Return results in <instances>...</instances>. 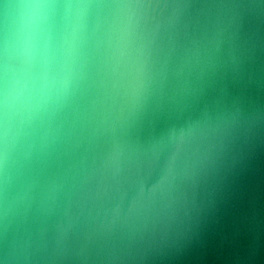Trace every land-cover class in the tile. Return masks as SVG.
<instances>
[{"label":"clouds","instance_id":"1","mask_svg":"<svg viewBox=\"0 0 264 264\" xmlns=\"http://www.w3.org/2000/svg\"><path fill=\"white\" fill-rule=\"evenodd\" d=\"M264 0H0V264L162 240L264 144Z\"/></svg>","mask_w":264,"mask_h":264},{"label":"water","instance_id":"2","mask_svg":"<svg viewBox=\"0 0 264 264\" xmlns=\"http://www.w3.org/2000/svg\"><path fill=\"white\" fill-rule=\"evenodd\" d=\"M248 81L231 86L264 104V23L252 25ZM57 264H264V144L225 160L160 242L89 251Z\"/></svg>","mask_w":264,"mask_h":264}]
</instances>
